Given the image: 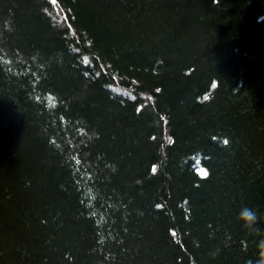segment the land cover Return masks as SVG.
Returning <instances> with one entry per match:
<instances>
[{"label":"trees","instance_id":"16d2710c","mask_svg":"<svg viewBox=\"0 0 264 264\" xmlns=\"http://www.w3.org/2000/svg\"><path fill=\"white\" fill-rule=\"evenodd\" d=\"M262 243L264 0H0V264Z\"/></svg>","mask_w":264,"mask_h":264},{"label":"clouds","instance_id":"9594fccd","mask_svg":"<svg viewBox=\"0 0 264 264\" xmlns=\"http://www.w3.org/2000/svg\"><path fill=\"white\" fill-rule=\"evenodd\" d=\"M238 218L243 221V225L250 231H258L257 224L259 223L260 216L255 209L244 207L241 209ZM261 248L264 249V243L261 244ZM261 257L264 258V250L261 251ZM260 264H264V259L260 261Z\"/></svg>","mask_w":264,"mask_h":264},{"label":"snow or ice","instance_id":"6c2138e0","mask_svg":"<svg viewBox=\"0 0 264 264\" xmlns=\"http://www.w3.org/2000/svg\"><path fill=\"white\" fill-rule=\"evenodd\" d=\"M205 99H207V97H205ZM224 143H227V141H224ZM153 171H155V169H153ZM200 175H201L202 177L207 178V177L209 176V172H208L207 169H203V170L201 171Z\"/></svg>","mask_w":264,"mask_h":264}]
</instances>
